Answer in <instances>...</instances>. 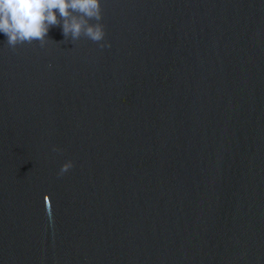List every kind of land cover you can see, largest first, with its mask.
I'll use <instances>...</instances> for the list:
<instances>
[{"label":"water","instance_id":"water-1","mask_svg":"<svg viewBox=\"0 0 264 264\" xmlns=\"http://www.w3.org/2000/svg\"><path fill=\"white\" fill-rule=\"evenodd\" d=\"M101 4L0 33V264H264V0Z\"/></svg>","mask_w":264,"mask_h":264},{"label":"clouds","instance_id":"clouds-1","mask_svg":"<svg viewBox=\"0 0 264 264\" xmlns=\"http://www.w3.org/2000/svg\"><path fill=\"white\" fill-rule=\"evenodd\" d=\"M102 15L101 0H0V33L13 49L33 41L43 46L50 29L59 26L65 39L83 36L101 48L110 47L101 43L106 35ZM72 167L71 161L64 163L60 175Z\"/></svg>","mask_w":264,"mask_h":264}]
</instances>
